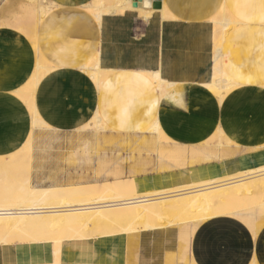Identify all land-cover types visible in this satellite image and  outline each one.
I'll return each instance as SVG.
<instances>
[{
    "label": "crops",
    "instance_id": "obj_1",
    "mask_svg": "<svg viewBox=\"0 0 264 264\" xmlns=\"http://www.w3.org/2000/svg\"><path fill=\"white\" fill-rule=\"evenodd\" d=\"M163 1L168 11L177 17L164 25L160 23V14H152L149 19L134 9L104 15L99 21L86 8L99 6L100 0H47L56 6L49 7L50 13L40 23L39 48L44 57L62 70L58 76L45 79L37 91L36 107L49 129L39 135L36 131L34 144L42 137L45 142L50 140L52 132L66 137L92 119L95 125L99 110L104 123L123 135L139 132L158 118L164 132L177 145L186 146L190 151L218 129L236 144L220 151L211 147L209 152L216 154L210 153L213 155L204 161L197 159L190 163L188 156L184 167L137 173L134 179L139 192L235 174L264 164V87L261 83L264 76V0ZM18 3L19 0H0L1 156L11 154L32 128L26 106L19 103L11 110L5 108L14 90L22 88L33 73L37 58L30 38L7 23L13 13L20 11ZM223 3L238 23L229 28L222 61L239 87L220 101L197 81L209 77L214 24L208 20ZM181 38L189 42L192 39L201 41L194 47L201 50L200 55L202 53L207 61V65L194 61L196 73L184 79L187 81H178L175 71L168 68L173 64L180 66L179 72L190 70L188 58L178 64L171 59L182 47L188 49L181 46ZM98 52L103 66L117 69L100 87L89 77L92 70L85 67ZM158 68L176 81L174 89L164 98L142 71ZM65 154L63 149L49 154L34 146L33 182L39 187L63 186L62 179L74 173L58 162ZM110 154L111 151L108 158L93 157L94 172L101 162L110 165L107 170H112L116 158ZM84 166L85 163L80 165L75 173L89 179L90 174ZM128 170L129 165H126ZM110 180L89 179L80 184ZM252 223L232 215L198 222L191 226L190 236L186 234L188 240L192 237L189 246L182 239L185 232L179 228L101 236L85 242L68 241L62 244L57 263L49 242L25 248L0 245V264H137L140 259L146 264H264V214H257Z\"/></svg>",
    "mask_w": 264,
    "mask_h": 264
},
{
    "label": "bare ground",
    "instance_id": "obj_2",
    "mask_svg": "<svg viewBox=\"0 0 264 264\" xmlns=\"http://www.w3.org/2000/svg\"><path fill=\"white\" fill-rule=\"evenodd\" d=\"M37 1L19 0L18 4L22 9L17 13H13L14 17L11 15V19L21 21L23 19L21 14L30 9L31 6L33 7ZM26 5H28V8L25 7ZM126 9L137 10L141 16H147L149 19L152 14H160L162 25L177 20V17L168 11L164 1L160 9L136 7L133 5V0H100L99 6L86 8L99 21L104 15L123 13ZM50 10L46 7L36 16L27 19V22L28 20L31 22L28 25L26 24L23 30L25 32L31 31L34 34L32 43L35 49L34 53L37 55L35 68L22 88L16 91L13 89V97L5 107L11 110L10 108L19 103L26 106L28 115L32 118V128L24 141L16 148H12L13 152L11 154L7 156L0 155V244L49 242L52 245L57 263L62 244L72 240L85 242L89 238L126 235L171 226L181 229L190 236L191 226L216 216H238L253 224L252 222L257 214H264V164L249 167L235 174L147 192L138 191V184L133 177H117V172L114 180L110 181H96L69 186H33L31 184L32 171L30 172L32 162H29L31 161L29 160L27 164H24L25 157L23 158L21 155L24 153L30 155L34 149V133L40 128L49 127V124L39 116L35 103L36 94L42 88L41 84L45 79L58 76V72L62 70L44 57L39 48V26L44 17L50 13ZM234 16L223 3L219 11L208 20L214 24L212 36L214 42L213 59L209 68V77L197 81L220 101H223L226 95L238 86L236 80L224 68L222 61L223 45L229 35V28L231 24L238 23ZM12 21L17 23L14 20ZM8 22L10 24V21ZM25 23L22 24L25 25ZM4 26L8 25L5 24ZM224 50L226 51L225 48ZM99 53L85 67L92 70L89 77L96 80L97 85L100 87L105 81L109 80V77L117 69L103 66ZM230 66L233 65L230 63ZM232 69L235 70V68ZM142 71L146 80L156 86L162 98L170 93V87L176 82L168 79L162 68ZM261 83L264 87V76L261 78ZM174 99H176V96ZM18 108L16 109L18 110ZM96 109L98 110V107ZM149 124L143 130L139 129V132L145 131L152 136H156L162 152L161 158L173 162L178 167H184L187 164L188 156L191 157L190 163L196 162L197 159L201 161L209 159L210 156L216 154L213 151L209 152V149L213 146H216L218 151L236 146L235 142L230 140L223 130L218 129L205 142L194 146L190 151L186 146L177 145L164 132L158 118H155ZM108 126L102 120L99 110L96 111L94 127H103L105 130ZM210 153L213 154L210 155ZM19 159L25 165L24 167L28 169L22 171L24 175L20 170L21 166L19 165L22 163L21 161L18 162ZM43 185H46V183ZM20 186L26 188L25 201L27 204L18 206L16 204L18 200L14 198L13 194ZM10 249L13 250L11 247ZM137 264H146V261L140 259Z\"/></svg>",
    "mask_w": 264,
    "mask_h": 264
},
{
    "label": "rangeland",
    "instance_id": "obj_3",
    "mask_svg": "<svg viewBox=\"0 0 264 264\" xmlns=\"http://www.w3.org/2000/svg\"><path fill=\"white\" fill-rule=\"evenodd\" d=\"M37 6L39 8H42L44 6L43 9H45L46 7L53 8L56 6V4L53 3L51 5V3L47 2V0H40V2L37 3ZM37 6L36 5L33 6L36 9L31 6L30 9H27L26 12L21 14L23 18L21 21L19 20L16 21V19L14 18L9 20L10 24H12L16 28L24 32L30 38L31 41H33L34 39V34L31 31L25 32L23 28L26 27V24L28 25L29 22H31L29 20L27 22V19L33 16H36L43 10V9H39ZM25 7L28 8V5H26ZM12 20H14V22L16 21L17 23H13ZM20 23L21 24L25 23V25L23 24L21 25ZM192 40H193L192 42H189L188 39L181 38L180 40L181 46L185 45L188 49H185L182 47L181 50H177L175 54H172L171 56V59L175 60L177 64L179 63V61L180 62L181 60L183 61V58H186V59L188 58V61L191 60L190 70L186 72L185 71L179 72L180 66H175V65L173 66V64L171 65L169 64L168 68L170 70L175 71V73L177 74V77L179 78L178 81H183L186 78H190V76L196 73L195 71H193L194 70L193 67L196 66V63L194 61H198L200 63L206 62V65H207V61L205 60V57H203L202 53L200 55V52H199L200 49L194 47L197 43L200 45L201 41H198V39L197 40L192 39ZM190 44H192V46H190ZM167 77L170 80L174 79V77L171 75H167ZM172 89H174V86L170 87V90ZM46 129H49V128L44 127V128L38 129L37 134L38 135L42 134V131H45ZM94 129L96 130L98 129V130L96 131ZM52 134L53 136L50 139V142H48L49 140L45 142L42 139L43 138L42 137L38 139V142L35 143L34 146H35V149H38L42 152H47L49 154H53L58 151H61V149L64 150V152L66 153L65 158L63 160L60 159L58 162L64 163L68 167V169H70L74 173L71 172L66 177V179H62L61 183L63 186L80 184L82 182L88 181L89 179L106 178L107 180L109 179L114 180V177L116 176V172L118 173L117 177L119 176V177H124V178H131V177L134 178V175L140 172H154V171L161 172L166 169L178 167L173 162H168L161 158L162 152H161V148L159 144L157 143L158 141H157L156 136H152L148 132H145V131L130 134V135H123L119 132L113 131L109 127L105 128V130L103 127H100V128L94 127V119H92L86 126L82 127V129L80 128L77 131L70 133L66 137L61 136L57 134L56 132H52ZM105 135L107 136L106 139L104 138ZM51 140H52V143H51ZM212 148H216V146H213ZM109 151H111L110 156L111 157L113 156L116 158L115 165L111 167L112 170L111 171L107 170L110 167V165L108 164L106 165L104 164V162L103 163L101 162V164L97 166V170L94 172L93 171V163H94L93 157L97 156L100 159V157L102 158L103 156H105L106 158H108ZM27 155H28V159H27ZM21 156L23 158L25 157L23 161L24 164H27V162L31 160L29 161V162H32V167L30 169V172L32 171L33 173L35 171L34 165H33L34 164L33 152H31L30 155L29 153H24ZM98 158H97V161L100 163V160ZM20 159L18 161L19 163L22 160ZM84 163H85L88 174H90L88 177L89 179L78 177L77 173H75L78 167L80 165H83ZM22 164L19 166L24 167L25 165L24 164L22 165ZM126 165H129L128 171H126ZM21 167H20L21 173L24 175V172L22 171L28 170V169H26V167L24 168H21ZM33 180L34 179L32 175L31 184L33 186H38L39 184L38 183L36 184L35 182H33ZM13 195H14V198L18 200L16 201L17 202L16 204L18 206L21 204H27V202L25 201V198H26V188L25 187L20 186L14 192ZM168 228H174V227H163V228H158V229H168ZM188 238L189 237H187L186 234L182 236V239L186 243V246H189V242L192 237L189 240ZM38 243H41V242H37V244ZM31 244H36V242L31 243ZM0 245L12 246V247L13 246L14 247L16 246L28 247L30 243L11 242V243H8V245L7 244H0Z\"/></svg>",
    "mask_w": 264,
    "mask_h": 264
},
{
    "label": "water",
    "instance_id": "obj_4",
    "mask_svg": "<svg viewBox=\"0 0 264 264\" xmlns=\"http://www.w3.org/2000/svg\"><path fill=\"white\" fill-rule=\"evenodd\" d=\"M133 5L136 7L160 9L162 0H133Z\"/></svg>",
    "mask_w": 264,
    "mask_h": 264
}]
</instances>
